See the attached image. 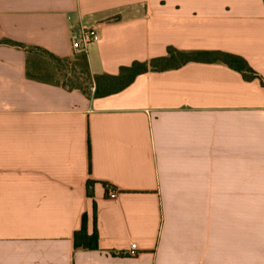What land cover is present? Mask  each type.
<instances>
[{"label":"crops","instance_id":"1","mask_svg":"<svg viewBox=\"0 0 264 264\" xmlns=\"http://www.w3.org/2000/svg\"><path fill=\"white\" fill-rule=\"evenodd\" d=\"M94 26L93 74L174 47L264 81V0H0V264H264V85L190 62L94 99L29 80L3 43L73 57ZM85 218L96 249L75 246Z\"/></svg>","mask_w":264,"mask_h":264},{"label":"trees","instance_id":"2","mask_svg":"<svg viewBox=\"0 0 264 264\" xmlns=\"http://www.w3.org/2000/svg\"><path fill=\"white\" fill-rule=\"evenodd\" d=\"M4 44L20 48L26 53V76L29 80L62 87L68 91L78 90L88 98H104L117 94L127 88L137 76L148 72H163L178 69L190 62L223 63L240 72L245 80L263 79L241 56L222 51H183L168 47L167 55L153 58L149 61H135L129 66L120 68L119 73L93 74L90 70L86 52L75 54L73 57H60L39 47L28 46L10 40ZM95 182H88V194H93L91 187ZM106 192L111 185L104 183ZM76 247L84 249L98 248L97 231L93 235L87 233L86 218L82 228L74 237Z\"/></svg>","mask_w":264,"mask_h":264},{"label":"built area","instance_id":"3","mask_svg":"<svg viewBox=\"0 0 264 264\" xmlns=\"http://www.w3.org/2000/svg\"><path fill=\"white\" fill-rule=\"evenodd\" d=\"M70 37L72 42V48L78 53L86 52L87 48L90 45L97 43L101 40L99 29L96 26L90 28L81 27L72 30ZM106 196L109 199H117L119 196V192L115 188H109L106 192ZM134 249H136L135 244L131 245V250Z\"/></svg>","mask_w":264,"mask_h":264}]
</instances>
